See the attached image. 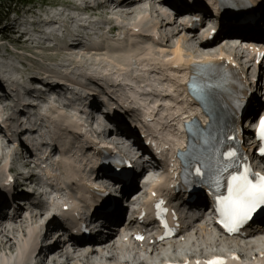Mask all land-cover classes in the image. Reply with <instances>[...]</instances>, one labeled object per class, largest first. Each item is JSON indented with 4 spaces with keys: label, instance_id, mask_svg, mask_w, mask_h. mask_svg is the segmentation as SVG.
<instances>
[{
    "label": "bare ground",
    "instance_id": "obj_1",
    "mask_svg": "<svg viewBox=\"0 0 264 264\" xmlns=\"http://www.w3.org/2000/svg\"><path fill=\"white\" fill-rule=\"evenodd\" d=\"M72 1L75 3H78L79 1H82L84 4L87 3V0H72ZM72 1H69L70 4H72ZM99 7H101L100 4H97L95 8H91L90 10L97 11L99 10ZM156 7H157L156 5L144 7L142 3L137 2L127 9L115 8V10H113L110 13L112 19L109 18L112 24L117 25L116 27L117 28V31H116L117 38L111 40L115 48V50H112V51H107L104 47V44H106V42L109 41L108 39L109 34L106 33V31L102 29V27L105 25V21H104L105 17H103L102 15H101V20H98L97 22V24H99V28L94 34L97 37L95 39L96 41H92L91 36H88L87 39L83 41V43L79 41L80 39L82 40V37L78 34H74L71 30L73 25L77 24L75 19L70 18L68 21L64 20L63 22L58 21V20H53V19L40 21L41 23L45 24L44 26H47V27L61 25V24H64V22H66L68 24L66 34H69V39H71L70 42L67 43L66 49L75 50L78 47H80V51H78L77 53H73L71 55L73 56L72 63L77 62L78 60H80L81 57L84 58L83 59V65L85 67L84 71L79 72V73L62 71L61 74H59V76L60 75L68 76L69 74H71L70 80L60 78L58 81V83L60 82L63 83L65 81L66 84L64 85L67 87L66 93H68L71 100L74 99V101H67V102L65 101L66 103L63 102L64 104L62 105V108L63 109L69 108L68 110L65 109L66 110L65 113L53 112L52 110H56L55 103L57 99L55 100L45 99L42 91H38L37 93L38 95L37 98L42 100L41 102H39V106L31 104L30 102H26V105L24 104L23 106H21L22 109L32 107V106L34 107V109H36L37 111L36 116L34 115V113H31L29 117L32 119L31 123H33V129H35L36 125H38L36 127V130H38L39 133L42 134L41 139H44V138L48 139L50 138V136L51 138L49 140L53 141L52 139H55L53 142H55L56 139H59V143L61 145L58 143V147L61 148V152L58 155V159L56 161H51V164L47 165L48 170L46 172L49 175L53 176L52 179L55 180L57 178L56 181L61 183L60 184L61 188L59 187V189L61 191L67 192V195H69L67 199L69 198L74 199V194L72 195V193L76 194V191L78 192L82 190L81 188L76 187L71 183L70 184L66 183L67 176L68 175L69 177L71 176L70 173L73 169L72 168L73 164L76 161L86 162V160L88 159L84 156L85 153H88L91 150H93V146L95 145V144H87V143L83 144L81 142L74 143L73 140H68L69 134L70 132H73L72 135H74L75 138L81 137V135L78 136L77 132H79V130H81L82 127L83 128L85 127L84 124L90 118V115H91L90 112L92 110L91 108L95 106L94 104H96L92 102H101V105H102L100 106V108L99 107L96 109L93 108L92 110V113L94 117L96 118L95 119L97 123L96 127L101 126L100 123L104 116L107 117V124L103 125V128L105 129V131L110 129V127L113 126L114 121L112 122V120L114 119H111L112 118L111 117L112 102L108 100L109 98H111L110 97V94H111L118 102H120V104H122V106H125L123 108L121 106V110L120 108L118 110V112L120 113V119L122 121L120 123L117 121L119 124H123L127 122L128 118L129 119L131 118L132 120L136 118L135 117L136 115H138L140 116L139 119L142 120L141 122H144L142 124L143 125L142 127L145 130L144 129L143 130L147 133L148 137H150L155 142L154 143L155 145L157 144H161L160 146L166 145L169 148L174 147V149L176 150L179 148H184V145H185L184 140L182 143L179 144L180 137L178 138V135H179V132L181 131L182 126L179 122V118H175V116H181V113L183 111L187 109L188 111L190 110L189 109L190 104L188 102L189 99L187 97L186 84L189 82L191 78L189 73L191 72L192 64L196 62H205L206 60L208 61L209 59L215 57L218 54L220 55L231 54L235 56V54L240 55L241 53H243L238 47L227 48L226 50H224L221 47L222 45H220V43H217L211 46L197 44L196 37L200 38V36L198 35L199 31L187 32L186 30L182 29L181 28L182 26L179 24H176L177 29L175 31L170 30L169 29L170 26L168 24H164L165 22L164 20L162 21L160 20L161 15H158V11H157L158 9ZM87 8L89 7H83V10L86 11ZM262 8L263 7L261 6V9ZM114 11H116L117 13L115 12V14L112 15ZM131 22L133 23L132 24L133 27H136L137 32L139 31V34H137L138 37L143 38V39H149L152 41L151 46L146 47V46L141 45V48L143 49L135 48V50H138V53L141 52L143 55H145L143 57H148V59H145L144 61L137 60V59L135 60L134 58L130 56V54L132 53L131 51H132L133 45L126 38H122L127 35L129 28H127L126 25H129ZM58 30L59 29L57 27L53 30H49L48 33L49 34L53 33L54 36L60 39ZM14 31L18 33V35L22 36L25 43L26 42L29 43V37H28L29 33L25 30V28H23L22 32H19L16 29ZM78 32L79 31H77V33ZM36 33L45 34L47 32H45L40 27L36 30ZM205 38L207 39V35L205 36ZM202 40L204 41L205 39L202 38ZM85 43L89 45L91 44L92 46L94 45L95 47L94 48L89 47V46L83 47V44ZM123 43H124V46H123ZM30 44H33V43L31 42ZM98 45H100V49L96 48L98 47ZM170 47H175V49L172 52L173 53L172 55L174 56V58L172 61L168 62L167 67L168 69H170L169 74H174L175 79H177L178 76H182V75L184 76L185 70L182 69L183 66H181V63H183L184 61L183 58H181L182 56L181 54L183 53V51L185 52L184 56L185 57L187 56L186 58L188 62L190 63L188 65V69H186L188 74L184 76V80H182V82L173 80L166 74L161 75L158 72V70L148 71L147 69L142 68V64H144V62L158 61L160 58H164V57L167 58L168 56L163 55L164 53H162V49L170 48ZM46 50H49V49L46 48ZM35 52H39V50H36ZM126 52L128 53L126 54ZM111 53H114L116 57L120 58L118 61H121L123 63V65L125 66L124 69L117 68L111 62L107 63L103 61V59L106 56L109 57ZM83 55H86V57H84ZM148 64H150V62ZM247 64L248 66L246 67V72L250 71V68H251L250 59L247 61ZM173 66H175L177 69L175 68V70H173ZM151 74H155L157 78L155 77L151 78L150 76ZM76 76H80V77H76ZM85 76H88L89 78ZM0 77H4L10 85H13V87H16L18 91L23 92V93H28V91H30V88L33 84L39 83L38 82L39 78L31 76L29 73H25V72H22L21 74L17 72L15 68L8 65L7 63L0 64ZM47 77L48 76H45L43 78L46 80ZM166 82H169L170 84L165 85ZM174 83L184 88L180 95L176 94L172 90V86L176 87ZM87 85L92 86L93 89L86 88ZM43 88L45 89V91L52 92L54 89H56V86L53 84H46V86H44ZM79 88H83V89L85 88L86 93H83ZM96 88H99L103 91L102 96H98V94L95 91ZM64 96H65V93L63 94V97ZM166 102H172V104H176L177 102H180V104L179 106H175L171 108V107H168L167 104L165 105ZM262 107L263 106L258 104L257 102H256V105H253L254 109L252 108V105H250V109L252 108L253 112H255L258 109L260 110ZM135 108L137 109L134 112L133 110ZM49 112H53V114H56L57 118L49 117L48 116ZM129 113L131 114V116H128ZM193 116L194 114H192V117ZM99 117H100V120L97 119ZM115 117H118V116H115ZM42 120L45 126H41ZM154 120L155 121L157 120V122H154ZM205 121H206V118L204 115L203 122ZM167 122L169 123L167 124ZM26 124L29 125L27 122ZM14 125L17 126L14 130V132H16L17 128H19L20 126H18L19 124L17 121L15 122ZM114 128L115 129L119 128L120 130L119 126H115ZM160 129H161L162 134L160 132ZM103 132L104 131H101V133ZM121 132L122 131H120V133ZM25 133L26 131L24 130L23 133H21V135H24ZM56 133H58L59 135H62L63 137L61 138L56 137ZM125 138H127L126 135H125ZM71 139H72V136H71ZM74 145L76 146L75 149L73 148ZM8 146H9V142H7L6 139L0 138V164H2L1 166L4 165L3 170H1V167H0L1 176L4 172H6V174L8 172V165L5 166L6 162H8L9 159H12L13 161V157H15V150L12 148L8 150ZM37 147L42 149L44 145L41 143H38ZM52 148H54L53 144H52V147H50L49 149L48 155H43L44 159L50 156L51 154L50 151L53 150ZM43 149H46V148H43ZM152 149L154 153L156 154L155 158L158 159L162 157L161 160H162L163 165L161 167H158L157 171L161 170L162 167L164 166L167 167L168 162L163 160V155L157 154L160 149L155 148V147H153ZM65 155L68 156L69 158L68 160L70 162H61V158ZM168 155L170 159L174 157L172 149ZM132 159L134 160V163H136L135 161L137 159L133 156H132ZM176 163L177 161L174 162V165ZM55 166H57L58 169H56ZM23 168H31V164L26 163V165H24ZM178 172L179 171H176V173ZM6 174L4 173V175ZM55 174L58 175V177L55 176ZM162 174L164 176V172ZM4 180H5V177H4ZM143 181H144L143 184L146 187H149L148 190L154 189L150 181L147 179L146 173H144L143 176L141 177V183ZM2 182H3V179H0V187L2 186ZM6 191L9 192L10 190L6 189ZM0 194H1V189H0ZM166 194H169V193H166ZM71 195L72 197H70ZM61 197H63L62 194L59 195L58 199H60ZM141 197L142 196H140V198ZM175 198L173 197V201H175ZM180 198H183V197L179 196V199ZM199 198H202V200L194 199L193 200L194 203L187 205L186 209H189L192 212H198L201 210V206L202 208L204 206L206 211L208 210L212 211V208L210 207L211 202L209 198H203V197H199ZM135 203L136 204L131 205L133 206V208H135L138 205H140L141 207L142 205H144L143 208H145V212L146 213L149 212L150 203H149L147 194H145V196L141 199H135ZM80 204L81 203H78V204L74 203L72 207L69 206V209L71 210L70 212L75 214L76 210L78 209V205L81 206ZM57 205L58 204H56L55 206ZM49 206H50L49 209L53 211L55 207L51 206L50 203H49ZM52 211L50 213H52ZM137 212L138 210L136 207V213ZM86 213L88 216L87 211ZM68 214H69V211L64 213V215H68ZM139 214L140 213H138V215ZM47 215H48V212H46L43 216L39 214V218H42L45 225H48L47 223L51 222V219L49 218L48 220H46ZM142 215L143 213H141V216H138L140 220H142L143 218ZM67 221H73V220L67 219ZM151 223L152 221H149L148 224H151ZM36 224H37L36 220L28 225L25 222L24 227L18 226L17 228H9V231L5 233L0 232V253L6 254V256L4 254H1L0 264H37L38 263V261L34 262L32 259H33L35 248L37 245V239L42 238V237H39L40 229L45 227V225L39 228ZM10 225L13 227V224L9 223L8 226ZM65 225L66 223L62 224L63 227ZM186 233L182 236L183 240L174 242L175 244L174 246L177 247L175 249L165 246V243H166L165 241L168 239H172L170 237L171 234L169 233L167 237H164L160 241H158L159 244L157 245H153V246L148 245L145 248L139 247V245H134L135 247H138L135 249L132 243H131V246L130 245L123 246L122 244L118 243L117 246L108 247V250H109V253H111L113 257L112 258L113 261L117 259V257H114V256L117 254L118 249H123V251L126 252V251H129L131 248V251L135 249L133 253H136L137 251V252H140L142 256H147L149 255V253L154 254L155 255L154 259L150 258L148 259V261H151V259H153V261L158 262L159 264H164V262L183 261L186 258L188 260L193 261L196 258V256H199V253L201 254L203 252L205 253V252L210 251L209 248L200 246V242L202 240L200 241L196 238L193 239L189 234H186ZM152 234H153L152 230L150 232L145 233V235H148V236L150 235L152 236ZM177 238H174V239H177ZM109 245L110 243L107 246ZM218 245L221 249H229L231 251L222 252L220 250L215 249L214 254H211V252L206 253V254L214 256L216 252H222L221 255L218 257H223L224 259L229 258L230 254L231 255L234 254V256L232 255L231 257H235V254L239 256L241 255L240 257H242V259L238 257L235 260L234 259L230 260L227 264H240L241 260H244V259L247 260L246 264H255V263L263 264L262 263L263 261L261 260L264 259V251L254 253V254H250V253L244 254L246 253V251L243 250L244 253H241V249L244 247L238 246L237 242H234L233 240H229V239H227V241L225 240V242L219 243ZM61 246L62 248L66 249V244L63 245L62 243ZM56 254L59 255L61 253L60 251H58ZM66 255L67 253H64L63 255L64 260L61 262V264H65V263L66 264H93L94 263L92 262L91 254H83L81 256L82 261L79 260L78 255L74 256L73 259L66 257ZM42 257H44V255H42ZM67 259L69 260L68 262H67ZM40 264H44L42 260H40Z\"/></svg>",
    "mask_w": 264,
    "mask_h": 264
},
{
    "label": "rangeland",
    "instance_id": "obj_2",
    "mask_svg": "<svg viewBox=\"0 0 264 264\" xmlns=\"http://www.w3.org/2000/svg\"><path fill=\"white\" fill-rule=\"evenodd\" d=\"M69 1L72 0H17L16 2L17 5L15 9L12 6V10L8 14H5L6 11L3 8L2 9L0 8V64L7 63L8 65L15 68L17 72L21 74L22 72L29 73L31 76H34L39 79L48 76L46 79L49 80H59V78L70 80L71 74H69L68 76L67 75L59 76V74H61V71L77 72V73L84 71L85 67L83 65V59H84L83 57H81L80 60H78L77 62L72 63L73 56L71 55L73 53H77L78 51H80V49L79 48L75 50L66 49L67 43L70 42L71 40L69 39V34H66L68 24L64 22V24L61 25L47 27L44 26L45 25L44 23L40 22L42 20L45 21L51 19L63 22L64 20L68 21L70 18H73L76 20L78 25L74 24L71 30L74 34H78L80 36L90 33L92 32V30L98 29V26L96 25L99 19L98 16L100 15L98 11H91L89 8H87L85 11L83 10V7H87V3L84 4L82 1L75 3L72 1V4H70ZM89 24L90 27L86 28L87 26H89ZM40 27L47 33L45 34L36 33V30ZM57 27L59 29L58 34L60 35L59 36L60 39L54 36L53 33L50 34L48 33L49 30H53ZM23 28H25V30L29 33L28 36L29 43L28 42L25 43L22 36L18 35V33L14 31L16 29L19 32H22ZM77 31L79 32L77 33ZM137 34H139V31L132 32L128 30L127 35L122 38H126L133 45L131 51L132 53L130 54V56L135 60L137 59L144 61L145 59H148V57H143L145 55H143L141 52L138 53V50H135V48L143 49L141 48V45L146 47L151 46L152 41L149 39L140 38L138 37ZM108 39L109 41H107L106 44H104L105 49L107 51L115 50L113 43L111 41L113 40L112 37H109ZM92 41L94 40L92 39ZM31 42L33 44H30ZM85 45L92 48L95 47L94 45L92 46L91 44L89 45L87 43ZM46 48H48L49 50H46ZM96 48L100 49V45H98V47ZM174 49L175 47L163 48L162 53H164L163 54L164 56H168L167 58L164 57V58H160L158 61H149L150 64H148L149 62H144V64H142V68H145L148 71L158 70V72L161 75L166 74L171 79L182 82V80H184V76L188 74L186 69H188V65L190 63L186 58L187 56L186 57L184 56L185 52L183 51V53L181 54L182 55L181 58H183L185 62L183 61V63H181V66H183L182 69L185 70L184 76L183 75L178 76V78L175 79L174 74H169L170 69H168L167 64L169 61H172L174 58V56L172 55ZM36 50H39V52H35ZM127 53L128 52H126V54ZM83 56L86 57V55ZM119 59L120 58L116 57L114 53H111V55H109V57L106 56L103 59V61L107 63L111 62L117 68L124 69L125 66L121 61H118ZM150 76L151 78L153 77L157 78L155 74H151ZM76 77H80V76H76ZM166 84H170V83L166 82L165 85ZM174 84L176 85V87L172 86V90L178 95L181 94L184 88L176 83ZM89 85H87L86 88L93 89L92 86ZM79 89L83 93H86L85 88L84 89L79 88ZM95 91L98 94V96H102L103 91L101 89L96 88ZM166 104L168 105V107L173 108L175 106H179L180 102H177L176 104H172V102H166L165 105ZM123 107L125 106H122V108ZM65 109L68 110L69 108H65ZM136 109L137 108H135L133 111L135 112ZM52 111L61 113L57 110H52ZM53 112H49L48 116L51 118H57V115L53 114ZM129 115L131 116L130 113ZM135 117H136L134 118L135 121L139 123L140 126L142 127L143 126L142 124L144 122H141V120L139 119L140 116L136 115ZM154 122H157V120L156 121L154 120ZM142 129L144 128L142 127ZM79 132H84V131L79 130ZM57 134L58 133H56V137L59 138L63 137L62 135L59 134L57 135ZM72 134L73 132H70L68 140H73L74 143H80L78 140L79 137L75 138L74 135ZM9 161L10 160L6 162L5 166L10 165ZM1 165L2 164H0L1 170H3L4 165L3 166ZM4 173L6 174V172ZM4 173L1 176V172H0V179H3L2 185L4 184V177H5ZM67 182H69V180H67L66 183ZM158 191H161V188H159ZM62 193L67 195V192L65 191H62ZM74 203L78 204V201H75ZM73 204L71 205V207L73 206ZM30 222L31 220L28 221V223Z\"/></svg>",
    "mask_w": 264,
    "mask_h": 264
},
{
    "label": "snow or ice",
    "instance_id": "obj_3",
    "mask_svg": "<svg viewBox=\"0 0 264 264\" xmlns=\"http://www.w3.org/2000/svg\"><path fill=\"white\" fill-rule=\"evenodd\" d=\"M256 134L258 139L264 142V117L259 120ZM260 153L264 155V143L261 145ZM236 155L235 151L230 150L226 153L225 159L231 160ZM230 167H233L231 163L223 164L217 171H227ZM216 179L218 180L219 177L217 176ZM217 204L223 226L229 232L237 231L257 209L264 206V176L251 173L249 167H244L242 172L231 174L227 179V195L220 197ZM206 264H222V262L213 259Z\"/></svg>",
    "mask_w": 264,
    "mask_h": 264
},
{
    "label": "trees",
    "instance_id": "obj_4",
    "mask_svg": "<svg viewBox=\"0 0 264 264\" xmlns=\"http://www.w3.org/2000/svg\"><path fill=\"white\" fill-rule=\"evenodd\" d=\"M17 0H0V8L6 11L5 14H8L12 10V6L15 9Z\"/></svg>",
    "mask_w": 264,
    "mask_h": 264
}]
</instances>
